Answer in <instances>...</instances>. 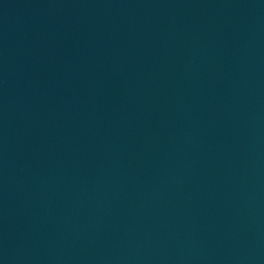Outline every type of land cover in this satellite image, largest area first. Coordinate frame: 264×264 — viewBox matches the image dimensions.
Returning a JSON list of instances; mask_svg holds the SVG:
<instances>
[{
	"label": "water",
	"instance_id": "95a60500",
	"mask_svg": "<svg viewBox=\"0 0 264 264\" xmlns=\"http://www.w3.org/2000/svg\"><path fill=\"white\" fill-rule=\"evenodd\" d=\"M0 264H264V0H0Z\"/></svg>",
	"mask_w": 264,
	"mask_h": 264
}]
</instances>
